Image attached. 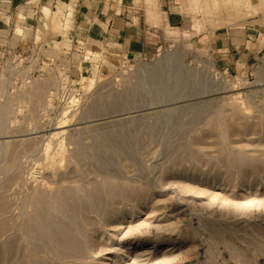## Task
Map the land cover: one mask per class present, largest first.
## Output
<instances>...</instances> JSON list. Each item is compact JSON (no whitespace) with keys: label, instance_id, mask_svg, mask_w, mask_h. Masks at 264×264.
I'll list each match as a JSON object with an SVG mask.
<instances>
[{"label":"rangeland","instance_id":"obj_1","mask_svg":"<svg viewBox=\"0 0 264 264\" xmlns=\"http://www.w3.org/2000/svg\"><path fill=\"white\" fill-rule=\"evenodd\" d=\"M127 2L144 54L0 29V264H264V0Z\"/></svg>","mask_w":264,"mask_h":264},{"label":"crops","instance_id":"obj_2","mask_svg":"<svg viewBox=\"0 0 264 264\" xmlns=\"http://www.w3.org/2000/svg\"><path fill=\"white\" fill-rule=\"evenodd\" d=\"M71 4L79 8L76 29L84 32L87 42L111 44L140 54L147 51L149 20L127 0H0V29L18 24L45 28L46 10ZM166 11V2L161 1L157 12L165 15ZM166 22L171 26L175 20L164 19V26Z\"/></svg>","mask_w":264,"mask_h":264},{"label":"bare ground","instance_id":"obj_3","mask_svg":"<svg viewBox=\"0 0 264 264\" xmlns=\"http://www.w3.org/2000/svg\"><path fill=\"white\" fill-rule=\"evenodd\" d=\"M173 83V82H172ZM3 111H5V109L3 110L2 109V111H1V109H0V118H2L3 116H4V113L5 112H3ZM6 111H7V109H6ZM7 113V112H6ZM5 113V114H6ZM5 118H6V116H5ZM0 122H1V120H0ZM4 127V126H3ZM18 146V145H17ZM7 151V150H6ZM22 152V151H21ZM5 154V153H4ZM11 154V153H10ZM13 154V153H12ZM8 155V154H7ZM10 156V155H9ZM8 159V158H7ZM17 161V160H16ZM9 162V168L11 167V166H13L14 165V157H13V155H12V157H10V160L8 161ZM17 165V164H16ZM17 167V166H16ZM8 171V170H7ZM9 172V171H8ZM13 172V171H12ZM7 173V172H6ZM9 174H10V172H9ZM3 175H5V174H3ZM9 179V178H8ZM11 181H12V179H11ZM75 182V181H74ZM7 183V182H6ZM7 186H8V184H7ZM39 199V198H38ZM2 203V202H1ZM5 210H6V208H5V206L3 205L2 207L0 206V215H2L3 213H6L5 212ZM5 215V214H4ZM7 218H9V216L7 217ZM2 220V219H1ZM3 221V220H2ZM11 226H12V222H10V221H4V222H2L1 224H0V233H4L5 231H9V229L11 228ZM4 235V234H3ZM9 248V247H8Z\"/></svg>","mask_w":264,"mask_h":264}]
</instances>
